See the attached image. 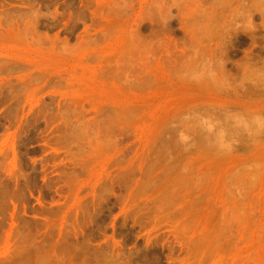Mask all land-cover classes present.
<instances>
[{
    "label": "rangeland",
    "instance_id": "obj_1",
    "mask_svg": "<svg viewBox=\"0 0 264 264\" xmlns=\"http://www.w3.org/2000/svg\"><path fill=\"white\" fill-rule=\"evenodd\" d=\"M0 264H264V0H0Z\"/></svg>",
    "mask_w": 264,
    "mask_h": 264
},
{
    "label": "bare ground",
    "instance_id": "obj_2",
    "mask_svg": "<svg viewBox=\"0 0 264 264\" xmlns=\"http://www.w3.org/2000/svg\"><path fill=\"white\" fill-rule=\"evenodd\" d=\"M186 28V27H185ZM206 29L204 28H201V30L200 31H202V33L203 34H205L206 33V31H205ZM185 31H187V32H189V30L186 28L185 29ZM198 45H199V48L201 47V43H198ZM217 60V59H216ZM225 64V63H224ZM224 64L222 63V62H220V65H219V67H220V69H221V74L223 73V71H224Z\"/></svg>",
    "mask_w": 264,
    "mask_h": 264
}]
</instances>
